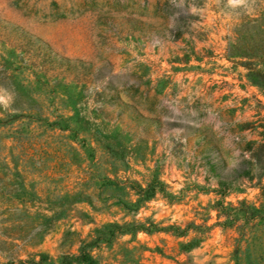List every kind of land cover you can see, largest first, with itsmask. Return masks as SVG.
<instances>
[{
	"label": "rangeland",
	"instance_id": "obj_1",
	"mask_svg": "<svg viewBox=\"0 0 264 264\" xmlns=\"http://www.w3.org/2000/svg\"><path fill=\"white\" fill-rule=\"evenodd\" d=\"M246 52L264 0H0V264H264Z\"/></svg>",
	"mask_w": 264,
	"mask_h": 264
},
{
	"label": "trees",
	"instance_id": "obj_2",
	"mask_svg": "<svg viewBox=\"0 0 264 264\" xmlns=\"http://www.w3.org/2000/svg\"><path fill=\"white\" fill-rule=\"evenodd\" d=\"M233 48H237L235 45H233ZM245 54L244 56H251L250 58H257L264 61V53H242ZM252 54V55H251ZM254 54V56H253ZM250 61H242V64L244 66L249 65ZM250 73L249 77L258 84H264V72L256 67H249ZM260 127L262 128L261 136L262 140L260 142H250L248 152L250 153V160H249V167H247V170L245 171V174H250L251 168L255 167L258 170H260L264 174V121L260 123ZM223 187V183L220 182V188ZM262 190V196L264 197V185H261ZM218 209L220 210V213L218 214V219L220 220V224L227 225L231 224L232 226L237 225L241 219H239L238 216H234L231 212H227V209L223 205H218ZM231 211H241L243 213V229L247 228L249 224H251L256 218H260L264 220V213L261 215L260 213H257L259 210L255 207H251L245 202H240L238 208L232 207L230 208ZM258 210V211H257ZM223 221H222V220ZM245 236V235H244ZM93 261H90V264Z\"/></svg>",
	"mask_w": 264,
	"mask_h": 264
},
{
	"label": "clouds",
	"instance_id": "obj_3",
	"mask_svg": "<svg viewBox=\"0 0 264 264\" xmlns=\"http://www.w3.org/2000/svg\"><path fill=\"white\" fill-rule=\"evenodd\" d=\"M245 6V0H226V7L230 10L241 8ZM195 11V9H193ZM13 100V96L10 92L4 89H0V106L8 107Z\"/></svg>",
	"mask_w": 264,
	"mask_h": 264
}]
</instances>
